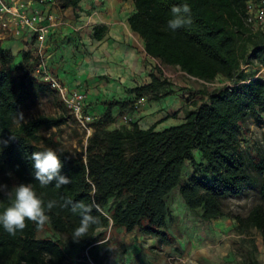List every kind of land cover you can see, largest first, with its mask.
I'll return each instance as SVG.
<instances>
[{
    "label": "trees",
    "instance_id": "trees-1",
    "mask_svg": "<svg viewBox=\"0 0 264 264\" xmlns=\"http://www.w3.org/2000/svg\"><path fill=\"white\" fill-rule=\"evenodd\" d=\"M59 1L62 9L78 7V0ZM121 1L133 2L128 23L143 40L149 58L177 67L189 77L205 82L221 78L230 85L203 92L200 102L182 111L183 122L177 126L158 131L133 122L129 128L110 129L118 114L132 115L139 100L148 97L149 102H159L176 93L160 72H151L147 83L128 92L130 98L104 103L105 111L92 124L83 151L73 154L60 150L56 133L42 134L58 130L70 119L75 122L61 102L56 103L59 112L54 116L17 123V114L33 94H55L34 75V53L23 52L21 63L14 67L15 57L0 53V138L8 141L0 145V173L13 176L15 185L32 183L45 203L57 201L47 212L50 221L42 227L27 221V227L13 237L0 226V264H65L61 237L73 239L81 219L70 205L62 206L67 199L94 204L91 215L98 222L79 241L93 264H103L97 253L106 247L94 235L110 222L111 228L128 234L137 229L169 244L166 200L175 189L189 211H200L201 220L211 222L226 217V200L256 188L259 204L246 217L234 219L240 234L254 229L264 243V156L239 149L246 119L264 125V81L255 78L264 69V33L253 32L246 23L249 0ZM183 4L191 8L192 23L172 31L167 25L171 8ZM105 31V27L97 28L94 38L100 39ZM242 66L255 70L246 72ZM47 148L60 156V174L71 179L69 185L57 189L53 181L41 187L35 180L31 154ZM187 164L193 173L183 181ZM8 204V197L0 193V212ZM46 229L55 240L36 238Z\"/></svg>",
    "mask_w": 264,
    "mask_h": 264
},
{
    "label": "rangeland",
    "instance_id": "rangeland-1",
    "mask_svg": "<svg viewBox=\"0 0 264 264\" xmlns=\"http://www.w3.org/2000/svg\"><path fill=\"white\" fill-rule=\"evenodd\" d=\"M67 44L69 45L68 42ZM73 47L76 48V45ZM67 49L64 48L65 55L69 56ZM148 61L149 71L157 74L160 72V76L176 90L174 95L168 97L173 100L168 105L175 107L178 104L179 108L176 117L172 114L171 121L169 120L171 124L181 120L178 116L183 114L185 108L191 109L193 102H200L203 92L210 93L227 85L221 78L205 82L189 77L179 68L165 65L158 59L149 58ZM254 70L255 68H251L246 72ZM260 72L261 70L255 77L259 76L257 78L264 81V74ZM108 82L109 80L98 78L95 80L96 86H92L98 89L104 88ZM130 90L132 89L128 92ZM110 101L112 100L105 102ZM141 101V104L136 103L137 110L142 106L155 105L154 102L148 101V97ZM58 102L60 100L56 94H33L31 101L21 112L23 119L17 118V123L27 122L39 116L56 115L59 112L56 107ZM98 120L99 118L93 119L92 124ZM127 120H129L128 114L117 115V121H122L124 126L129 127L134 121ZM140 126L145 127L142 124ZM109 128L112 129L114 126L111 125ZM50 133H56L60 150L75 154L81 153L86 146V133L71 119L58 130L52 128L42 134L48 136ZM239 149L248 152L251 156H264V125H257L251 119H246L242 126ZM195 160L200 161L197 153ZM192 173L193 168L187 164L184 167L182 180H187ZM0 184H6L11 189L16 184V180L11 175L0 173ZM166 203L169 213L166 232L172 240L169 244H162L157 238L145 235L137 229L128 234L121 229L111 228L110 222L107 228L97 230L94 235L106 245L105 249L97 253L98 258L103 259V264H253L254 262L264 264V243L260 234L254 229L240 234L234 219L246 217L248 212L259 204L256 188H247L241 196L226 200L224 202L226 217L211 222H203L200 211H189L178 189L172 191ZM36 238L55 240L52 239L54 235L47 229L38 232ZM61 242L66 252L65 264H93L88 249L81 242L65 236L61 237Z\"/></svg>",
    "mask_w": 264,
    "mask_h": 264
},
{
    "label": "crops",
    "instance_id": "crops-1",
    "mask_svg": "<svg viewBox=\"0 0 264 264\" xmlns=\"http://www.w3.org/2000/svg\"><path fill=\"white\" fill-rule=\"evenodd\" d=\"M29 11L54 17L46 45L50 71L69 90H79L87 96L88 110L93 119L102 116L105 101L130 98L129 89L149 81L151 72L144 42L131 31L128 23L134 13L132 1L78 0L75 10L62 9L60 1L55 0L48 5L34 3ZM100 27H105L106 31L100 39H96L94 31ZM32 46V36L25 33L18 38L0 40V53L11 54L15 57L14 64L19 65L21 54L33 52ZM64 48H68L69 56L65 55ZM98 78L109 82L104 88H95L93 86H96ZM171 101L172 98L167 97L154 102L155 105L142 106L129 115V119L139 126L145 125L140 126L142 129L155 126L161 131L177 126L183 122L184 116H178L181 120L177 123H169L172 114L179 109L178 104L169 106ZM113 126L112 129L126 127L117 119Z\"/></svg>",
    "mask_w": 264,
    "mask_h": 264
},
{
    "label": "clouds",
    "instance_id": "clouds-1",
    "mask_svg": "<svg viewBox=\"0 0 264 264\" xmlns=\"http://www.w3.org/2000/svg\"><path fill=\"white\" fill-rule=\"evenodd\" d=\"M191 8L188 4L182 6H172V18L168 20V28L176 31L185 25L192 23ZM19 119H23V115L17 114ZM14 137H11L12 139ZM8 141L0 138V145L6 146ZM2 151V148H0ZM30 159L33 161L34 178L39 182L41 187L48 186L55 181L57 189L62 186L69 185L71 179L61 175L63 167L60 156L56 150L47 148L43 151H35L31 154ZM0 193L8 197L9 204L0 212V226L10 236H16L18 232H22L27 227V221H31L38 227L44 226L50 221V212L57 206V201L49 200L47 203L39 196L32 183H19L11 189L6 184H0ZM71 206L73 213L79 212L80 224L74 229L72 238L79 242L81 239L89 236L90 226L96 224L97 218L91 215L94 204H85L82 201H72L67 199L63 203V207Z\"/></svg>",
    "mask_w": 264,
    "mask_h": 264
},
{
    "label": "built area",
    "instance_id": "built-area-1",
    "mask_svg": "<svg viewBox=\"0 0 264 264\" xmlns=\"http://www.w3.org/2000/svg\"><path fill=\"white\" fill-rule=\"evenodd\" d=\"M54 1L0 0V40L18 38L25 33L32 36V51L36 57L34 75L39 82L48 86L57 95L79 128L86 133L87 139L93 131L91 127L93 118L88 110L87 96L79 90H69L63 85L51 73L47 62L46 45L54 17L51 14L29 11L34 3L48 5ZM246 23L253 32L264 33V0H249L246 3ZM246 68L247 66L241 67L242 70ZM261 73L264 74V69H261ZM257 77L259 76L255 78ZM141 103L142 101L139 100L138 104Z\"/></svg>",
    "mask_w": 264,
    "mask_h": 264
}]
</instances>
